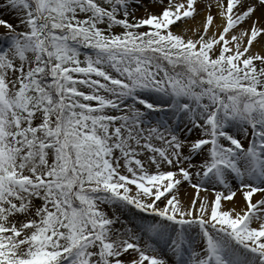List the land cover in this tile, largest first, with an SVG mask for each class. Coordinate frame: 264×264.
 Wrapping results in <instances>:
<instances>
[{
    "label": "snow or ice",
    "instance_id": "6c2138e0",
    "mask_svg": "<svg viewBox=\"0 0 264 264\" xmlns=\"http://www.w3.org/2000/svg\"><path fill=\"white\" fill-rule=\"evenodd\" d=\"M156 3L0 0V264H264V0Z\"/></svg>",
    "mask_w": 264,
    "mask_h": 264
},
{
    "label": "bare ground",
    "instance_id": "6f19581e",
    "mask_svg": "<svg viewBox=\"0 0 264 264\" xmlns=\"http://www.w3.org/2000/svg\"><path fill=\"white\" fill-rule=\"evenodd\" d=\"M185 1V0H184ZM217 2V0H216ZM221 2H223V0H221ZM142 4H144L142 2ZM208 6L207 7V11H205V6ZM199 6V11H200V15L196 17L195 20H191V23L190 24H196V23H199L200 21L202 23H204L205 21V18H206V15L207 14H211L213 15L215 18H217V9L218 11H220V8H219V5L217 4H214L211 0H205L203 2V5H198ZM217 7V9H216ZM149 10H146L145 12H147V14L149 15L151 12V10L156 13V14H159L161 12V7H157L155 8L154 6L153 7H148ZM203 15V16H202ZM5 18H8V19H11L9 17H5ZM216 20V19H215ZM217 23V20L215 21ZM3 34V29H0V35ZM195 35L193 34V37ZM259 50V49H257ZM259 195V194H257ZM196 196V190L191 188L187 183L183 184L182 188H181V191H180V198L182 200V202L187 206L188 204L191 203V201L193 200V198ZM200 196L201 197H204V196H207L209 200H213L214 199V196L212 193L209 192H201L200 193ZM254 201H255V197L253 198ZM224 207L227 208V209H231V208H235L237 212H239L242 208L245 207V203H244V199L242 197V195H240V193H237V196L235 198V202H227L224 204Z\"/></svg>",
    "mask_w": 264,
    "mask_h": 264
},
{
    "label": "rangeland",
    "instance_id": "374dc122",
    "mask_svg": "<svg viewBox=\"0 0 264 264\" xmlns=\"http://www.w3.org/2000/svg\"><path fill=\"white\" fill-rule=\"evenodd\" d=\"M205 0H197V4L198 5H203V2H204ZM214 4H216V6H217V2H216V0H211ZM140 2L142 3H144L143 5H144V7H141V8H139V10L137 11V18H145L148 14H147V12H145L146 10H149L148 9V7H155V8H157V7H160V6H158L157 5V3H156V0H140ZM167 2H168V0H164V3L165 4H167ZM173 2H178V3H185L186 2V0L184 1V0H173ZM162 9V8H161ZM216 9H217V7H216ZM162 11V10H161ZM151 12L152 13H150V14H156V13H154L152 10H151ZM219 13V11H218V9H217V14ZM203 16V15H202ZM217 20V23L215 22ZM216 20L214 21V23H216V24H222L223 23V21L219 18V16L217 15V18H216ZM191 23V21L190 20H188L187 21V23H180L179 24V26L177 27V26H173V31L174 32H177V33H180V34H182V35H185V38L187 39V38H192V39H196L197 38V36L195 35L194 37H193V34H194V31H195V29H197V28H200L201 30H202V26H203V23L200 21L199 23H196V24H190ZM143 30H147V29H143ZM117 31H119V29H117ZM211 31H216V29H212ZM211 31H210V33H209V35H211ZM257 50V49H256ZM257 51H259V50H257ZM210 193H212L213 194V196H214V193L212 192V191H210ZM245 203V202H244Z\"/></svg>",
    "mask_w": 264,
    "mask_h": 264
}]
</instances>
